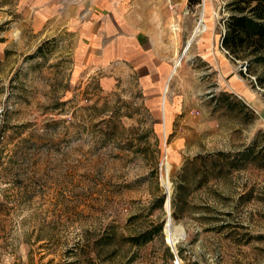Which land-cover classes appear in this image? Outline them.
<instances>
[{
    "label": "rangeland",
    "instance_id": "1",
    "mask_svg": "<svg viewBox=\"0 0 264 264\" xmlns=\"http://www.w3.org/2000/svg\"><path fill=\"white\" fill-rule=\"evenodd\" d=\"M233 2L205 4L232 73L180 64L171 125L130 70L82 72L57 37L0 63V264H264V49L221 44Z\"/></svg>",
    "mask_w": 264,
    "mask_h": 264
},
{
    "label": "crops",
    "instance_id": "2",
    "mask_svg": "<svg viewBox=\"0 0 264 264\" xmlns=\"http://www.w3.org/2000/svg\"><path fill=\"white\" fill-rule=\"evenodd\" d=\"M197 5L194 0H0V63L16 57L21 44L57 37L69 43L82 72L130 70L144 92L163 99L164 123L171 125L182 112L173 86L187 73L176 59L203 15ZM205 14L208 33L192 37L181 64L188 65L194 55L210 66L215 62L220 73H232L215 34L216 11ZM193 44L197 51L190 54Z\"/></svg>",
    "mask_w": 264,
    "mask_h": 264
},
{
    "label": "trees",
    "instance_id": "3",
    "mask_svg": "<svg viewBox=\"0 0 264 264\" xmlns=\"http://www.w3.org/2000/svg\"><path fill=\"white\" fill-rule=\"evenodd\" d=\"M233 14L226 20V33L221 44L231 53L239 55V48L264 49V0H234ZM258 59L264 61L262 56Z\"/></svg>",
    "mask_w": 264,
    "mask_h": 264
},
{
    "label": "bare ground",
    "instance_id": "4",
    "mask_svg": "<svg viewBox=\"0 0 264 264\" xmlns=\"http://www.w3.org/2000/svg\"><path fill=\"white\" fill-rule=\"evenodd\" d=\"M203 11H204V9H203ZM203 11H202L203 15L201 17V19H202L201 23L199 25H197V27L195 28L194 34L189 38L190 41L186 44L187 47L189 46V44L192 42L193 38L197 34L199 35L200 33L206 31V24L205 23L203 24V18H204V15H205ZM180 59H181V57L176 59L177 60V65L181 64ZM167 89H168V87H167ZM167 169H168V167H167ZM168 184H169V181H168ZM168 193H170V184H169V187H168ZM165 209H166L167 215H168L166 224L164 226V230L166 231L167 242L169 243V245L174 246L175 249H176V243L179 242V240L184 237L185 230H184L182 224L177 225L173 215L171 214L170 194L167 197V202H166V205H165ZM177 260H178L177 264H182L181 261L178 259V257H177Z\"/></svg>",
    "mask_w": 264,
    "mask_h": 264
},
{
    "label": "built area",
    "instance_id": "5",
    "mask_svg": "<svg viewBox=\"0 0 264 264\" xmlns=\"http://www.w3.org/2000/svg\"><path fill=\"white\" fill-rule=\"evenodd\" d=\"M205 4H206V0H203V4H202V6H203V9L205 8ZM201 5V4H200ZM169 8H170V10H174L175 9V5H174V3L173 4H171V5H169ZM202 9V10H203ZM201 23V17H200V20H199V23H198V25ZM224 49V48H223Z\"/></svg>",
    "mask_w": 264,
    "mask_h": 264
},
{
    "label": "water",
    "instance_id": "6",
    "mask_svg": "<svg viewBox=\"0 0 264 264\" xmlns=\"http://www.w3.org/2000/svg\"><path fill=\"white\" fill-rule=\"evenodd\" d=\"M189 46L185 48L184 53L181 55V58L185 55L186 51L188 50ZM173 251L176 253V249L174 246H172Z\"/></svg>",
    "mask_w": 264,
    "mask_h": 264
}]
</instances>
